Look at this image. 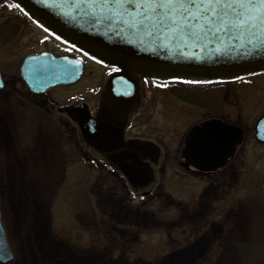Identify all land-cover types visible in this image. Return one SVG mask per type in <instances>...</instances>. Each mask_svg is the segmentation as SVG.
<instances>
[{
	"label": "rangeland",
	"instance_id": "1",
	"mask_svg": "<svg viewBox=\"0 0 264 264\" xmlns=\"http://www.w3.org/2000/svg\"><path fill=\"white\" fill-rule=\"evenodd\" d=\"M24 29L22 32L27 34ZM23 39L27 40L28 46L6 44L0 40V69L5 73L16 71L13 67L16 66L15 58L21 52L44 46L31 35ZM87 68L76 83L56 85L35 96L37 106L44 100H51L46 102L51 104L53 118L50 120L45 117L42 121L36 117L35 111L39 107L24 104L27 95L22 93L18 80L8 77L9 90L0 89V213L13 253L12 259L5 264H95L94 260L100 258L99 253L93 256L85 249L92 236L89 233H94V229L88 231L94 228L92 215L83 214L87 202L84 179L89 171L84 162L86 151L78 143L67 116L55 109V105L74 98H84L91 106L97 103V92L106 73L93 63ZM174 85L146 80L143 106L135 119L139 129L147 131L150 137L163 140L171 154L175 153L185 130L208 112L229 117L247 129L264 110V75L229 79L207 92L190 90L186 83ZM205 97L215 99L212 107L207 104L209 100L203 101ZM217 102V108H213ZM31 116L35 121L28 120ZM238 156L239 160L250 162L252 176L257 174L248 197L251 212L246 209L247 194L238 192L232 221L225 223L222 240L217 243V251L208 264H264V144L256 143L248 135ZM254 158L258 160L254 161ZM95 176L91 172L89 177ZM171 180L164 190L175 201L190 202L194 191L188 192L180 187L179 180ZM90 195L93 203L97 196L92 192ZM148 226V230L139 234V253L152 250L158 241V227ZM142 240H148L150 249L143 247ZM201 243L197 239L186 248L158 259L156 264L190 260L187 256L194 255L190 251H199Z\"/></svg>",
	"mask_w": 264,
	"mask_h": 264
},
{
	"label": "water",
	"instance_id": "2",
	"mask_svg": "<svg viewBox=\"0 0 264 264\" xmlns=\"http://www.w3.org/2000/svg\"><path fill=\"white\" fill-rule=\"evenodd\" d=\"M44 21L57 35L98 60L117 67L105 81L93 115L82 100L58 107L75 122L79 139L118 169L131 186L152 180L150 162L156 163L159 147L137 138L123 139L127 115L132 110L144 76H181L214 79L264 71V47L250 49L246 37L224 33L209 35L195 29L188 36L183 28L136 27L128 17L108 15L97 2L85 0H15ZM114 11H116L114 9ZM93 15L100 22L95 23ZM20 72L29 92L72 83L81 75L80 63L42 51L24 58ZM0 82V87H1ZM239 126L217 118L193 124L184 138L183 153L191 165L209 170L222 165L241 140ZM254 137L264 142V112L254 124ZM149 159L150 162H145ZM12 254L0 220V261Z\"/></svg>",
	"mask_w": 264,
	"mask_h": 264
},
{
	"label": "flooded vegetation",
	"instance_id": "3",
	"mask_svg": "<svg viewBox=\"0 0 264 264\" xmlns=\"http://www.w3.org/2000/svg\"><path fill=\"white\" fill-rule=\"evenodd\" d=\"M6 1L11 6L0 9V40L6 44L12 42L13 45L22 43L26 47L28 46L26 44L27 40L23 38L31 35L34 40L36 39L38 42L43 43L44 46L31 47L29 50L21 52L18 58H15V61L17 60L16 66L13 67H16V71L5 73L0 69L3 87L9 90L8 77L13 81L14 79L18 80L23 90L22 93L27 95L24 104L27 103L31 106L39 107L36 108L38 111H35L37 114L49 120L53 118L51 116V104L46 103L51 100H44L42 105L37 106L39 103L34 100L35 96L42 93H28L19 75V66L26 54L45 50L55 55L71 58L80 57L83 74L91 63L100 66L106 73V77L114 71L113 67L88 56L49 32L44 26L41 27L43 24L37 18L25 10L22 11L21 7H16V3L12 0ZM2 5L5 6V3H2ZM24 28L27 30V34L22 32ZM37 30L40 32H37ZM11 60L14 61V59ZM13 65H15L14 62ZM209 84L205 82L201 84V87H206L205 91L207 92L212 90L209 89ZM14 92L12 94L16 96ZM99 92L100 89L97 92L98 98ZM98 98L97 103L93 106L85 100L91 114L94 113L97 107ZM205 99L209 100L207 104L212 107L215 99L205 97L203 101ZM218 104V102L215 103L213 108H217ZM142 106L143 101L140 97L133 113L127 119L124 127V138L138 137L144 140H153L160 146L161 153L157 163L155 165L151 164L153 167V180L150 183L143 186L139 185V183L131 186L118 169L110 166L103 158L82 146L87 152L84 155V159L86 167L89 169L87 172L88 177L86 176L84 179L87 202L83 214H91L94 220L92 225L94 228L88 229L86 226L89 232L90 229H94V233H89V236H92H90L85 249L93 256L99 253L98 257L100 258H98L99 260H94L95 264H132V262H134L133 264L138 262L140 264H156L158 259L163 256L186 248L189 246L188 244L198 239L202 241L199 251H190V253L194 254L193 256H187L190 260L171 264H208V260L217 251V243L222 240L225 223L232 221L234 199L238 192L241 193L242 191L243 195L247 194L245 198V201L248 200L246 209L251 212L248 197L250 195V186L254 184L257 174L252 176L250 162L239 160L238 153L248 135H251L253 123L246 129L242 124H238L231 118H225L215 112H208L196 121L201 122L212 117H219L226 122L236 123L243 129L241 142L221 166L214 169L201 170L192 166L183 153V139L186 130L179 140L175 153L171 154L168 153V146L163 140L158 137H150L147 131L145 132L144 129L138 128L135 119ZM138 120V122L144 123L142 120ZM71 125L73 126L72 129H74L75 126L72 122ZM257 160L254 158V161ZM91 162L93 163L92 165H90ZM145 162H148V160L145 159ZM91 172L96 175L93 179L89 177ZM166 172H168L167 177L165 176ZM171 179L179 180L181 182L179 185L184 190L188 189V192L194 191L190 202L175 201L164 190ZM173 180L171 181L173 182ZM91 184L93 188H89ZM93 189L94 191H92ZM91 192L97 196L93 203L90 201ZM167 196L168 200H166ZM148 225L158 227L159 238L152 250H145V252L139 253V234L142 235L144 230H148L150 227ZM142 242L143 247L150 249L148 240H142ZM163 248H166V251ZM188 249L190 250V248ZM151 256L154 258L153 260L149 259ZM78 264L83 263L79 262Z\"/></svg>",
	"mask_w": 264,
	"mask_h": 264
},
{
	"label": "snow or ice",
	"instance_id": "4",
	"mask_svg": "<svg viewBox=\"0 0 264 264\" xmlns=\"http://www.w3.org/2000/svg\"><path fill=\"white\" fill-rule=\"evenodd\" d=\"M85 2L93 6L99 2L108 13L106 19L113 16L122 19L126 16L130 24L136 27L158 26L161 31L167 32L172 25L175 28H183L186 36L192 34L195 29H206L209 35L224 33L231 38H234V34L244 36L250 49L264 47V0H85ZM16 7L20 5L16 4ZM92 19L95 23L100 22L94 15Z\"/></svg>",
	"mask_w": 264,
	"mask_h": 264
}]
</instances>
